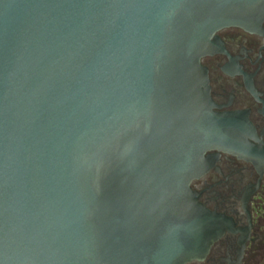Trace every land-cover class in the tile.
Instances as JSON below:
<instances>
[{"label":"water","instance_id":"95a60500","mask_svg":"<svg viewBox=\"0 0 264 264\" xmlns=\"http://www.w3.org/2000/svg\"><path fill=\"white\" fill-rule=\"evenodd\" d=\"M264 0H0V264H186L225 219L210 149L264 164L212 110L215 33Z\"/></svg>","mask_w":264,"mask_h":264},{"label":"flooded vegetation","instance_id":"af4514ba","mask_svg":"<svg viewBox=\"0 0 264 264\" xmlns=\"http://www.w3.org/2000/svg\"><path fill=\"white\" fill-rule=\"evenodd\" d=\"M207 69L212 110L247 122V140L264 148V12L251 30L226 26L216 33ZM207 170L191 189L210 211L222 216V234L206 257L186 264H264V164L210 149Z\"/></svg>","mask_w":264,"mask_h":264}]
</instances>
